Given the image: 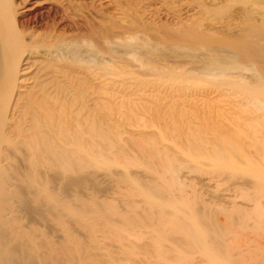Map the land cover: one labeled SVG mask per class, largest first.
I'll return each instance as SVG.
<instances>
[{"label":"bare ground","instance_id":"obj_1","mask_svg":"<svg viewBox=\"0 0 264 264\" xmlns=\"http://www.w3.org/2000/svg\"><path fill=\"white\" fill-rule=\"evenodd\" d=\"M96 1L99 10L91 15L81 10L80 0H51L47 11L68 27L67 34L55 35L53 31L28 30L37 3L30 6L27 0H0V264H58L51 259L52 243L44 242L43 252L36 244L32 225L30 231L24 222L23 229V225H17L16 215L19 213L30 223L35 213L43 224L44 213L58 219L61 211L84 214L76 219L86 227L88 234H83V242L93 252L104 250L96 235V220L103 217L108 228L104 232L113 233L121 248L124 240L127 244L132 237L140 239V233H150L152 255L155 252L154 257H158L155 264H169L171 259L178 262V258L186 263L195 252L203 257V264H264V0ZM144 14L148 17L142 19ZM183 14V21L175 27L149 21L150 16L173 18ZM161 46L191 47L188 59L182 61L188 65V72L177 69V61L162 58L155 51ZM197 73L216 76L210 79L212 91L225 85L223 88L240 96L241 104L254 106L253 116L245 115L239 108L240 115L228 118L224 113L220 117L222 111L219 114L216 110L219 120L209 123L213 115L206 114L205 107L209 119L205 122L203 114L198 126L193 124L199 132L189 136L191 141L188 142V134L179 136L182 140L176 145L180 157L158 154L162 168L159 176L164 177H159L161 181L157 177L158 185L155 181L150 183L149 178L146 183L137 182L135 172L126 168L129 172L123 171L130 181L129 190H133L130 185L135 187L148 206V213L142 212L144 216L135 215L133 219L129 216L130 219L124 217L125 213H118L114 203L110 205L108 201L102 206L93 189L98 179L108 180L111 171L107 168L113 164L111 148L116 144H110V136H114L109 125L114 119V112H110L111 90L131 84L135 88L154 83L164 88L169 83L181 86L180 83L194 81ZM81 75L89 77L95 88L87 86L86 78L87 84H82L78 80ZM196 109L191 116L201 115ZM188 133H192L191 129ZM164 134L159 135L162 144ZM186 165L200 171L207 167L209 173L226 174L229 179L240 174L244 187L235 186L230 193L208 189L204 192L207 197L194 190H188V194L178 179L188 172L185 168L187 172L181 173ZM113 180L117 182L116 178ZM203 182L209 185V179ZM236 197L241 198L243 205L235 203ZM249 220L253 227L263 225V230L259 229L256 235L254 231L251 238L233 245L249 233ZM141 227L146 230L142 232ZM57 231L64 234L62 229ZM68 236L65 230V237ZM79 246L81 242H75L63 253L75 255L76 258L68 256L69 260L74 258L73 264H82L81 259L87 256L86 248L82 249L86 255L80 250L81 254L79 248L83 247ZM131 248L129 259L137 254ZM100 252L94 254L100 256ZM109 256L103 257L106 264H122ZM127 259L124 264L129 263Z\"/></svg>","mask_w":264,"mask_h":264},{"label":"rangeland","instance_id":"obj_2","mask_svg":"<svg viewBox=\"0 0 264 264\" xmlns=\"http://www.w3.org/2000/svg\"><path fill=\"white\" fill-rule=\"evenodd\" d=\"M27 2L29 3L30 6L33 5L34 2L37 3V5L33 8L34 10H33V13L31 14V17L29 18L30 24L28 25L29 26L28 30L30 32H33L34 30L53 31L55 33V35H57V34H61V33H66L68 31V27L64 25L63 20L59 19L57 16H52L49 13V11H47L46 7L51 5V0H48V1H46V0H27ZM98 2L99 1H96V0H92V1H90V0H80L81 10L84 11V12H88L91 15H95V14H97V10H99ZM183 16H184V14L182 16L180 15L179 17L177 16V17H173V18L165 16V15H162V16L158 15V17L150 16L149 17V21L154 23V25H158V24L162 23V24H168V26L175 27L181 20L183 21V19H181V18H183ZM144 17L147 18L148 14H144L142 16V19ZM82 37H83V35L80 36L81 40H83V42L87 43L88 42L87 38H85V37L82 38ZM180 46H187V45L182 44ZM189 48H191V47L181 48L179 46H164V47L161 46L159 48L158 47L155 48L156 49L155 51L158 52V54L162 58L170 60V62L171 61H177L178 64L181 63L180 65L176 64L177 65V69L182 68V69L185 70V72H188V65L186 63H183L182 61H185L186 59H184V58L188 57ZM83 59L85 60L86 58H83ZM83 62H85V61H83ZM36 69H37V67H36ZM189 71H191V70H189ZM79 74H82V73H79ZM32 75H34V72H33ZM81 76L83 78V75H81ZM213 77H216V76L206 75V74H201L200 75V74L197 73L196 78L194 79V81L191 80L190 81L191 83L190 82L189 83H180L181 86L178 85L179 83H176L177 84L176 86H175V84L171 85V83H169L170 85L169 84L167 85L168 88L167 87L164 88L163 85H158L157 83L156 84L154 83L152 85L155 88L152 85H148V86L142 85V86H139L138 88L137 87L135 88L134 85L131 84L130 86H123V88L125 90L124 89H120V90L117 89L114 92L112 91L114 89L111 90L113 98H111V102H110V112L111 113L114 112L113 114H111V118H114V119H112V121H110L111 123H109V125H111L112 130H110V131H111V133H113L114 136H112L113 138L110 136V142L113 141L115 143L111 142L110 144H112V145L116 144V145H113V147L111 145V147H112L111 148L112 149L111 152L112 153H111L110 162L113 163V164L110 163L111 165H109L111 167V169H110V167L107 168V169H109V171H111V174H109L108 180H107V178L106 179H102V180L98 179L99 181L97 180V182H95V184H94L96 189L93 187L94 188L93 189V193L95 192L94 194L96 195L95 197H97V200L99 199L98 201L102 200V202H103L102 206H105V203L109 201V203H107V204L112 205L114 203L112 206H114L116 208V210L118 209L117 210L118 213H121L123 215L125 213L124 217H126V218H130L131 217L133 219V218H135L134 217L135 215L138 216V217L144 216V214L142 212H144V213L147 212L148 213V211H149L148 209L149 208L146 209V207H148V206L144 203V201L142 200V197L140 196V194L138 195V192H137V190H135L134 186L130 185L131 188H133L134 191L133 190L132 191L129 190L130 189V187H129L130 181L127 182V179H126L127 177H125L126 173L124 174L123 171H125L127 169V170L131 171L130 173L135 172L134 174L135 175L137 174V176H135L134 174H131V175H133L132 178H134V176H135L134 179L136 181L138 180L137 182H142V183L145 182L146 183L147 182L146 180L149 178L150 180L148 179V181L150 183L153 184V181H155L154 184L158 185L156 182L160 178H162V180L164 178V177H162L163 175L159 176V175H161L160 174V169H162V168H159V167H161V162H160L161 160L158 159V156H159L158 154L164 152V153L169 154V155H171V156H173L175 158H179L180 157L179 156L180 153H179V150H178L177 145H176V143H179V141L182 140V139H179V136L181 138L182 135L184 136V135L188 134V142H190L191 138L189 136H191V134H197V132H199L198 127L196 129L194 127L197 124H199L198 123V118H201V116L203 114L204 115L202 116V118L205 117L204 118L206 120L205 122H207V118L209 117L206 114H209L210 116L213 115L212 116L213 119H212V117H209L211 119L208 118L209 119V121H208L209 123L212 122L213 120H219V118L221 116H224V113H226L228 115V118L229 117L232 118V116H236L237 114L240 115L241 112L239 113V108L244 110L243 113H245V115L249 116L251 114L250 117L253 116L252 113H253V110L255 109L254 106L252 104H244V105L241 104L240 96H238L235 92H232V90H230L229 88L228 89L227 88H223L225 85L223 87H219L220 88L219 91H217V92L214 91L213 92L212 90L214 89V86H213V83L211 81L212 80L211 78H213ZM82 78L81 79L78 78V80L80 82H82V84L85 81L88 82L90 80L89 77H86V76H84L83 79ZM85 78H86V80L84 81ZM197 78H198V80H196ZM200 78H202V81L200 80ZM87 82H85V83L87 84ZM89 82H88L87 86L89 87V85L90 86L92 85L93 87H91V88L94 89L95 86L91 83V81H89ZM186 84L189 85V86H187ZM184 85H186V86H184ZM190 85H192L193 87L192 86L190 87ZM160 86H163V87H160ZM176 87L177 88L179 87V89H177ZM127 88H130V89H127ZM132 89H133V91H132ZM138 89L141 90V91H139ZM189 89H191V90H189ZM138 92H139V94H138ZM117 94L119 95V97H118ZM143 95H145L146 97L143 96ZM153 97H154L155 101L152 100ZM144 98H145V100H144ZM173 105H174V107H173ZM205 107L208 109V110L206 109L208 113H206ZM192 108L193 109L198 108V111L196 109V111H197L196 113H198L200 111L201 113H198V114L199 115L201 114V115L200 116L198 115L199 117H197L196 114L194 113L191 116V113H193L195 111ZM216 110L217 111L219 110L218 111L219 114H220V111H222L221 112L222 114L219 115L220 117H216L218 115V113H216L217 112ZM249 110L250 111L252 110V112H250ZM139 111H141V112H139ZM125 112H127V113H125ZM144 112H145V114H144ZM209 112L210 113L212 112V113L210 114ZM226 114H225V116H226ZM229 115H231V116H229ZM157 116H158V118H157ZM187 116L190 117L191 119L188 118ZM194 116H196L197 119H196V117L193 118ZM161 117H162V119H161ZM173 117H174V119H173ZM202 118H201V120H202ZM215 118H217V119H215ZM189 119H190V122H189ZM160 120H162V121H160ZM163 122H165L166 124L163 123ZM123 124H125V125H123ZM117 126L118 127L120 126V127L118 128ZM188 129H191L192 133H188ZM160 132L163 133V134L165 133L164 134L165 135V137H164L165 138L164 139L165 142L163 144H162L163 141H160V139H159V135L161 134ZM209 134L210 133H206V135L208 137H210V135H211V134L210 135ZM116 137H119V138H116ZM118 140L120 142L119 144L116 143V142H118ZM161 140H163V139H161ZM218 152H221V151L218 150ZM214 160L218 161V158H215ZM146 165H147V167H146ZM149 165H150V167H149ZM149 168H151V169H149ZM185 168L188 170V172H187V170H185ZM206 168L207 167H205V169ZM148 169L151 170L150 172H152L154 170L155 171L152 174L149 171L148 172L146 171ZM181 169H182L181 173H184V172L185 173L187 172V173H186V175L184 174V176L180 175L178 179L182 183L183 187L185 186L184 187V191H186L188 194L190 193L188 190H192V191L194 190L196 193H198L199 196H204L205 195L204 197H207L205 193H207L209 190H211V191L214 190L215 191V190H219V189L222 190L223 189L224 192L226 190V192L230 193V191L233 190L232 188H234L235 186L239 187V188L240 187H244L243 186V182H241L242 180L240 179V177L242 175H240V174H234L231 177L233 179H231V178L229 179V178H227L228 176L226 174H223V176H221V175L218 176V174H215V173L213 174V172H212V174L209 173L210 170H208V168L206 169L208 171H206L205 169H201V171H200V170H196L195 167H192V165H186V166H183ZM112 170H113V172L114 171L115 172L113 173ZM129 171H127V172H129ZM98 172H102V170H98ZM108 173H110V172H108ZM121 173H123L124 176H121L120 175ZM130 173H129V175H130ZM161 173H162V170H161ZM112 176H114V178H112ZM118 177H120L121 180L118 179ZM157 177H158V180H157ZM110 178H112V180ZM115 178H116L117 182L115 180H113ZM123 178H125L126 180H124ZM143 178L145 179V181H144ZM202 178L209 179V185H207V184L204 185L205 184L203 182L204 179H202ZM225 178H226V181H225ZM122 180H123V182L125 184L128 185V187L123 182H119V181H122ZM160 181H161V179H160ZM131 182H132V179H131ZM150 183H149V185L152 186V184H150ZM230 185H232V186H230ZM172 190H174V189H172ZM129 192H131V193H129ZM129 198L130 199L132 198V199L130 200ZM139 198H140V200L142 202L139 200ZM134 199L137 202L134 201ZM138 201H139V204H137ZM236 201H237V202H235L236 204H242L243 205V203H241V201H242L241 198L236 197ZM262 203H264V200H262ZM126 204H127V206H125ZM136 204L139 205L138 209H137V205ZM123 206H124V208H123ZM135 207H136V210L134 209ZM263 207H264V205H263ZM81 216H84V214L81 213V214L73 215L70 212L61 211L59 213L58 219H56L54 216H52V215H50L48 213H44V221H43V224H42V222H40L38 220L37 215L35 213L33 214L30 223H29V220L26 217H24L22 215L20 216V214L18 213L16 215V223H17V225H20V227H21L23 225V223L25 222L24 224L26 225V227H25V225H23L22 226L23 229L25 227V229H29L30 230V228L33 227L32 228V231L34 230L33 231V233H34L33 235L36 234L35 235L36 244L37 245L40 244L39 247L41 246L40 249L43 250V252H46V247H45L46 245H45L44 242L50 241L52 243V246H53V250H52V253H51V259L53 261L57 262L58 264H73V262H75L73 260L74 258H76L75 255H72L71 253H69V251H67L68 255H66V256L68 257L70 255L72 257L74 256V258H72V260H69V258H71V257H68V260H66L67 258H65L66 257L65 254H63V253L66 252L65 249H69L70 246L72 244H74L75 242H81V246H79V247H83V248H79V251L86 248L85 250L87 252V256H84V257L87 259V261L83 257L84 260L81 259V263L82 264H87V263L88 264H96V263L99 264V262H100V264H106L104 261H105V259H107V257L109 255H110L109 257L113 256L112 260L116 258L115 261L118 260L117 261L118 263L124 264V262L128 258L129 249L131 248V246L134 249V251L137 252V254H135L134 256L135 257L137 256L136 258L138 259V261H137V259L135 257H130L129 256L131 261L128 258L127 261H129V263H127V264H132V261H133V264H146V263H148L149 260H150L149 264H155L158 261V259H157V261H155L156 257H157V256L154 257L155 252H154V255H152L153 254L152 250L154 248L152 249L153 245H151L153 243V240L150 239V238L148 239V236L150 235V233L146 235V233L143 232L146 229L143 230L142 227L140 228L142 230V232L145 234L144 235L143 233H140L141 234L140 235V239L138 237H132L133 240L131 238L129 239L131 241L126 240V242L129 241V243H127V244L125 243V240L123 241V244H122V241H121L122 246H124L123 248L124 249H126V248L128 249V250L126 249L127 253H124V252H126V250L123 251V253H124V255H123V253L121 252V250L123 248H121L120 243L115 240V237L113 236V233L109 232L108 230H107L108 233L104 232V229L106 230L108 228L105 225L106 220H105V218L103 219V217H102L103 220L100 217H99V219L96 220V222L99 220L97 222V224H96V226L99 228V230L97 231L96 235L98 234L97 235V239H98L99 242H102V243H100V246H103V247H101V249H104V250L102 251L100 249L101 252L94 250V252H93V250L91 249V246L90 245H86L83 242V240H86V239H83V234L84 233L88 234V232H87L86 227L83 228L80 225L79 220L76 219V218L81 217ZM83 219L89 220L90 217H85ZM250 224H251L252 228H251ZM261 226H263V225H261ZM261 226H258L259 228L257 226L253 227L251 220H249V223H248V227L250 228V230L248 229L249 233L247 232L245 237H243V238L239 237L237 242H234L233 245H235V243L236 244H238V243L240 244L241 242L243 243V240L246 239V237L252 236V233L254 231L256 232L255 235L259 234L258 233V232H260L259 229L263 230ZM100 228H101V230H100ZM253 228H254V230H252ZM39 229L42 230V233H41V231H39ZM58 229L64 230V234H61V232L57 231ZM65 230H67L69 232V236L68 237H65ZM35 231H36V233H35ZM99 234H101L102 236L99 235ZM149 237H151V236H149ZM248 240H250V239H248ZM106 241L108 242V244H107ZM143 241H144V243H143ZM143 245H146V246H143ZM118 247L121 248V250ZM111 249H113V252H112ZM117 250H118V252H117ZM82 251H84V250H82ZM109 251L111 252V254H114V255H111ZM149 251H151V254H150ZM86 252L84 251L85 255H86ZM91 252H93V254L95 252H100V256H97L99 254H96V255L94 254V256L92 257L91 255H93V254ZM139 252H140V254H139ZM80 253L82 254L81 251H80ZM80 253H79V256H83L84 255V254L80 255ZM118 253L120 255H118ZM195 253H192V255L190 254V257H188V259H187L188 261L186 260V263H184L185 261L181 262L180 258H178V259L181 262V264H203V262H201L203 260V257L200 256L198 253H196V254ZM106 254H108V255H106ZM125 254L127 255V257L125 256ZM150 255H151V257H150ZM89 256L91 257L90 259H89ZM131 256H132V254H131ZM125 257H126V259H125ZM138 257H140V258H138ZM80 258H82V257H80ZM91 259H92L93 263H92ZM119 259H121V260H119ZM89 260L91 262H89ZM97 260H99V261H97ZM172 260L173 259L168 260V261H171V262H169V264L170 263H172V264H179L180 263L177 259H175V260L178 261V262H175V261H172ZM101 261H102V263H101ZM150 262H152V263H150ZM158 263H160V262H158Z\"/></svg>","mask_w":264,"mask_h":264}]
</instances>
